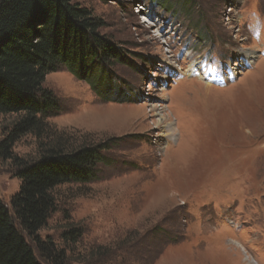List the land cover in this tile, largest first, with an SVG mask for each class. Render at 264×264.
Returning a JSON list of instances; mask_svg holds the SVG:
<instances>
[{"label": "rangeland", "instance_id": "rangeland-1", "mask_svg": "<svg viewBox=\"0 0 264 264\" xmlns=\"http://www.w3.org/2000/svg\"><path fill=\"white\" fill-rule=\"evenodd\" d=\"M168 1L70 0L120 56L97 68L98 95L65 68L43 83L61 106L54 132L106 145L96 180L53 190L37 233L62 264H264V0H190L188 15ZM19 117L0 115V141ZM37 146L24 135L13 156L33 161ZM14 173L0 160L10 212Z\"/></svg>", "mask_w": 264, "mask_h": 264}, {"label": "trees", "instance_id": "trees-1", "mask_svg": "<svg viewBox=\"0 0 264 264\" xmlns=\"http://www.w3.org/2000/svg\"><path fill=\"white\" fill-rule=\"evenodd\" d=\"M176 3L185 8V15L194 6L190 0L166 2ZM101 26L89 8L70 0H0V115H20L0 141V160L15 163L14 175L20 181L10 200L12 212L0 199V264L64 262L63 250L49 239L39 240L37 233L54 208L53 190L96 180L106 145L74 147L65 133L54 132L48 119L61 106L43 83L48 74L65 68L98 95L93 76L120 56L99 33ZM27 134L38 140V157L30 162L12 152ZM22 232L35 241L40 260ZM80 236L72 229L61 239L71 244Z\"/></svg>", "mask_w": 264, "mask_h": 264}, {"label": "bare ground", "instance_id": "bare-ground-1", "mask_svg": "<svg viewBox=\"0 0 264 264\" xmlns=\"http://www.w3.org/2000/svg\"><path fill=\"white\" fill-rule=\"evenodd\" d=\"M245 55V57L246 58H249L250 56H251V54L250 53H246V54H244ZM198 73V75L200 76V78H202V79H204L205 81H211V79H210V77H208L207 76V74L205 73H199V72H197ZM207 84V86H208V83H206ZM139 109L141 108V107H138ZM171 128V127H170Z\"/></svg>", "mask_w": 264, "mask_h": 264}]
</instances>
